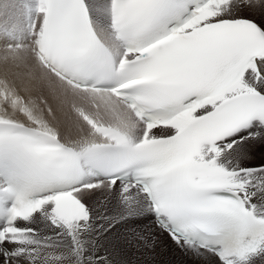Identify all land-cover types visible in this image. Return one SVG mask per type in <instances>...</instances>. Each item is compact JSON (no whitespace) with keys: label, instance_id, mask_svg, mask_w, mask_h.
<instances>
[{"label":"snow or ice","instance_id":"obj_1","mask_svg":"<svg viewBox=\"0 0 264 264\" xmlns=\"http://www.w3.org/2000/svg\"><path fill=\"white\" fill-rule=\"evenodd\" d=\"M257 17L264 0H0V264H134L157 234L193 264H264Z\"/></svg>","mask_w":264,"mask_h":264},{"label":"bare ground","instance_id":"obj_2","mask_svg":"<svg viewBox=\"0 0 264 264\" xmlns=\"http://www.w3.org/2000/svg\"><path fill=\"white\" fill-rule=\"evenodd\" d=\"M258 21L264 23L259 17H257V22ZM59 119L61 121L62 135L69 137L73 136L75 130L72 128L69 122L63 116H59ZM139 219L145 218L140 217ZM32 227L36 229L40 236L46 235L48 233V229L43 223L32 225ZM120 233L126 234L127 229H120ZM126 250L130 256L134 255L136 257V260L133 261L135 262L134 264H193L194 260L191 255L185 256L183 252L177 249L165 234H157L156 243L146 252L141 249L140 251L143 252V255H141L135 247L127 248ZM202 260L203 258H195V264H202ZM20 264H25V262L21 260Z\"/></svg>","mask_w":264,"mask_h":264},{"label":"rangeland","instance_id":"obj_3","mask_svg":"<svg viewBox=\"0 0 264 264\" xmlns=\"http://www.w3.org/2000/svg\"><path fill=\"white\" fill-rule=\"evenodd\" d=\"M263 22H264V18H261V17H259ZM259 22V21H258ZM259 23H261V22H259ZM135 256L134 255H132L131 256V259H132V261H135L136 260V257L134 258ZM135 263V262H134Z\"/></svg>","mask_w":264,"mask_h":264}]
</instances>
